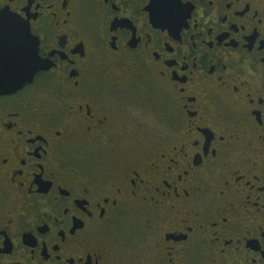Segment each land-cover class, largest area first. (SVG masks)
<instances>
[{
  "label": "flooded vegetation",
  "instance_id": "af4514ba",
  "mask_svg": "<svg viewBox=\"0 0 264 264\" xmlns=\"http://www.w3.org/2000/svg\"><path fill=\"white\" fill-rule=\"evenodd\" d=\"M0 10V264H264V0Z\"/></svg>",
  "mask_w": 264,
  "mask_h": 264
},
{
  "label": "water",
  "instance_id": "95a60500",
  "mask_svg": "<svg viewBox=\"0 0 264 264\" xmlns=\"http://www.w3.org/2000/svg\"><path fill=\"white\" fill-rule=\"evenodd\" d=\"M2 12H4L3 10H0V13H2ZM8 18H10V17H8V16H3V14H0V20L1 19H3V20H7ZM5 27V26H4ZM28 66H32L33 68L32 69H35L36 67H37V62H36V60L35 61H33V63L31 64V65H28ZM30 68V67H29ZM28 73H24V76L22 77V76H20V78L18 77V79H16V80H13V81H10V82H1L0 83V89L2 88V90H7V89H9L11 86L12 87H21L23 84H25V82L26 81H28L29 79H28ZM20 79V80H19ZM30 80H31V78H30Z\"/></svg>",
  "mask_w": 264,
  "mask_h": 264
},
{
  "label": "snow or ice",
  "instance_id": "6c2138e0",
  "mask_svg": "<svg viewBox=\"0 0 264 264\" xmlns=\"http://www.w3.org/2000/svg\"><path fill=\"white\" fill-rule=\"evenodd\" d=\"M28 69H26V68H24V69H22V71H27Z\"/></svg>",
  "mask_w": 264,
  "mask_h": 264
}]
</instances>
